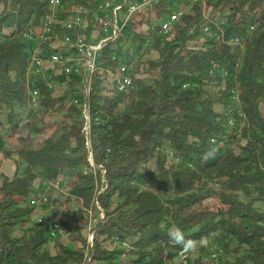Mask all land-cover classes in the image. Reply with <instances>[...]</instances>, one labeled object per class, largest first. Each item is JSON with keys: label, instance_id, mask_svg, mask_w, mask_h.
<instances>
[{"label": "trees", "instance_id": "trees-1", "mask_svg": "<svg viewBox=\"0 0 264 264\" xmlns=\"http://www.w3.org/2000/svg\"><path fill=\"white\" fill-rule=\"evenodd\" d=\"M102 1L63 4L87 7L90 20ZM207 6L213 37L203 33V10L196 6L170 37L146 46L148 33L129 26L99 59L92 147L96 165L106 170L99 196L106 217L88 263L83 208L92 206L101 172L85 174L81 113L71 105L82 76L53 79L68 87L60 95L41 80L39 107L30 109L27 74L36 43L24 34L41 25L49 0H0V164L15 166L13 176L0 173V264H178L181 247L167 235L173 226L187 239H208L187 264H264V210L255 205L264 201V0H209ZM237 37L245 38L243 53L231 44ZM52 41L43 45L49 55L63 49H53ZM131 51L140 56L142 77L124 92L107 70L134 59ZM62 177L74 182L69 195L51 194L46 221L38 224L29 204L36 182ZM50 223L60 224L66 239L53 238ZM117 240L128 243L125 252L111 250Z\"/></svg>", "mask_w": 264, "mask_h": 264}, {"label": "built area", "instance_id": "built-area-1", "mask_svg": "<svg viewBox=\"0 0 264 264\" xmlns=\"http://www.w3.org/2000/svg\"><path fill=\"white\" fill-rule=\"evenodd\" d=\"M209 0H103L91 13L87 7L82 5L73 6L66 9L63 0H49L50 12L46 15L41 25L30 29L24 34V37L34 41L36 46L31 51L29 59V72L27 74L28 82H33V92L28 93L31 99L30 109L39 107L40 90L39 84L43 80L45 86L60 95L67 91L68 87L59 84L57 79L63 75L82 76L80 84L76 87V97L71 101L81 113L83 123V137L85 140L90 169L85 174L93 173L97 177V169L101 172V183H96V194L93 204L90 208H83L86 213L85 235H86V255L85 262L92 263L91 255L95 253L96 241L98 239V226L104 221L106 214L99 204V196L105 192L106 170L97 166L94 159L92 147V124L88 119V91H93L95 73L99 70V59L101 58V49H105L110 44H115L123 36L124 31L129 26L141 27L151 38L146 41V46L153 42L157 35H172L177 26L183 23V20L194 13L196 6H201L203 10V24L205 28L203 33L206 36L213 37L211 26L215 22L209 17L211 8L207 6ZM161 9L171 10L169 14L159 17L157 12ZM67 15V17H66ZM90 21L93 22V30L88 31ZM258 22L250 26L254 30ZM60 29L65 30V34L60 33ZM48 40H54L51 43L53 49L63 48L51 55L46 53L43 45ZM245 38L237 37L231 41V44L245 51L243 43ZM130 62L120 65L116 72L107 70L109 81L120 91L127 92L134 88V79L142 77L136 73V64L139 55H135ZM216 68L214 65L213 69ZM211 70L213 74L214 70ZM143 70V68L141 69ZM234 102L239 103L238 95H233ZM240 117L241 112L239 111ZM230 127H233L235 121L229 119ZM65 179L45 181L38 180L34 187V192L30 199V206L35 213L33 219L38 224H44L46 213L42 210L49 204L50 195L59 193L69 195L66 188ZM82 203V202H80ZM77 211L78 209L75 208ZM98 213V214H96ZM51 224V236L55 238L57 234L64 235V231H59L56 223ZM112 248H128L127 242L117 240ZM124 254V253H123ZM126 256V255H125ZM183 264L187 262V253H183L180 259Z\"/></svg>", "mask_w": 264, "mask_h": 264}, {"label": "rangeland", "instance_id": "rangeland-1", "mask_svg": "<svg viewBox=\"0 0 264 264\" xmlns=\"http://www.w3.org/2000/svg\"><path fill=\"white\" fill-rule=\"evenodd\" d=\"M135 28H137L138 31H142V32H145V30H143L141 27H136V26H133ZM156 37H161L159 35L156 34V36L154 37L153 41L155 40ZM148 38H151L150 34H148ZM157 54L155 53L153 56H156ZM152 57V54L151 56ZM153 58V57H152ZM153 75H157L156 73H154ZM144 78H149V75L148 74H144L143 75ZM233 94H237L238 97H239V102H240V96H239V93L238 91H234ZM233 100V98H232ZM234 101V100H233ZM236 102V101H235ZM237 103V102H236ZM261 110H262V113L264 114V102L261 103ZM1 119L4 121V123L6 124V128L8 129L9 128V125L7 123V116L6 114L2 115L1 116ZM8 144L12 147V148H16L17 147V142L14 140V139H11ZM16 158L18 157L17 154L14 155ZM4 173L8 176H13V174L15 173V167H14V162L13 160H6V161H3L1 164H0V173ZM65 183H66V188L64 189V191H68L69 187L71 185H73V180L71 179H65ZM255 205L260 208L261 210H264V201H260V200H256L255 202ZM48 210L47 209H43L42 212L43 213H46ZM83 219V218H82ZM85 220H82L83 222V225H84V222H86V218L84 217ZM64 239H66V235L64 234ZM121 242H124L121 240ZM111 250H114V248H111ZM127 250V248H121L120 251L121 252H125ZM126 254L124 253H121L120 254V259H125ZM199 255V252L196 251L195 253H187V263H188V259H190L191 261L194 260L197 256ZM178 264H181L182 261L180 262H177ZM183 264V263H182Z\"/></svg>", "mask_w": 264, "mask_h": 264}, {"label": "clouds", "instance_id": "clouds-1", "mask_svg": "<svg viewBox=\"0 0 264 264\" xmlns=\"http://www.w3.org/2000/svg\"><path fill=\"white\" fill-rule=\"evenodd\" d=\"M213 155V152L210 151L205 154L204 159L207 160ZM168 239L171 243L175 245H179L181 247V252L183 253H195L198 251L199 246H206L208 243V239L205 236H202L199 241H195L192 239H187L183 233V231L173 226L169 229Z\"/></svg>", "mask_w": 264, "mask_h": 264}, {"label": "bare ground", "instance_id": "bare-ground-1", "mask_svg": "<svg viewBox=\"0 0 264 264\" xmlns=\"http://www.w3.org/2000/svg\"><path fill=\"white\" fill-rule=\"evenodd\" d=\"M163 37H170L171 35H160ZM103 51L104 49H101V57L103 56ZM30 58H31V54H30ZM27 90L28 93H32L33 92V82H28L27 83ZM56 94V92H55ZM91 102H92V91H88V119H90L91 124H92V108H91ZM31 106V99H30V105ZM37 109V108H36ZM102 169H104V167L101 166ZM106 190V187H105ZM56 227L59 231H63L62 227L60 226V224L56 223ZM187 264V262H186Z\"/></svg>", "mask_w": 264, "mask_h": 264}, {"label": "crops", "instance_id": "crops-1", "mask_svg": "<svg viewBox=\"0 0 264 264\" xmlns=\"http://www.w3.org/2000/svg\"><path fill=\"white\" fill-rule=\"evenodd\" d=\"M15 167V166H14Z\"/></svg>", "mask_w": 264, "mask_h": 264}]
</instances>
